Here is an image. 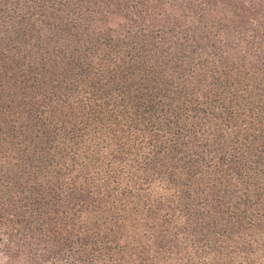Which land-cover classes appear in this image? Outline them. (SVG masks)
<instances>
[{
    "label": "trees",
    "instance_id": "1",
    "mask_svg": "<svg viewBox=\"0 0 264 264\" xmlns=\"http://www.w3.org/2000/svg\"><path fill=\"white\" fill-rule=\"evenodd\" d=\"M0 264H264V0H0Z\"/></svg>",
    "mask_w": 264,
    "mask_h": 264
}]
</instances>
